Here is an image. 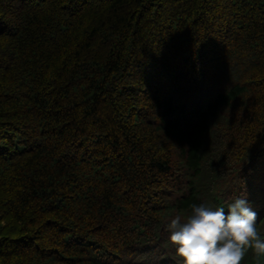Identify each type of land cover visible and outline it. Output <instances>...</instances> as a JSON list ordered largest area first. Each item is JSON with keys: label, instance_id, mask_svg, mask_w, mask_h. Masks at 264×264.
Wrapping results in <instances>:
<instances>
[{"label": "trees", "instance_id": "16d2710c", "mask_svg": "<svg viewBox=\"0 0 264 264\" xmlns=\"http://www.w3.org/2000/svg\"><path fill=\"white\" fill-rule=\"evenodd\" d=\"M239 195L264 240V0H0V264H182Z\"/></svg>", "mask_w": 264, "mask_h": 264}, {"label": "clouds", "instance_id": "9594fccd", "mask_svg": "<svg viewBox=\"0 0 264 264\" xmlns=\"http://www.w3.org/2000/svg\"><path fill=\"white\" fill-rule=\"evenodd\" d=\"M227 209L193 203L186 216L169 218L168 240L182 264H240L249 248L264 256L257 212L246 196H236Z\"/></svg>", "mask_w": 264, "mask_h": 264}]
</instances>
